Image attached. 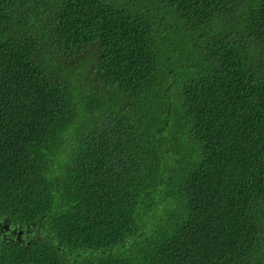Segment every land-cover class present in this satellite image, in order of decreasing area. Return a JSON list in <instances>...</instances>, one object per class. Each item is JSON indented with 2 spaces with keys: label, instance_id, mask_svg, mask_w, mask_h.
I'll return each mask as SVG.
<instances>
[{
  "label": "trees",
  "instance_id": "trees-1",
  "mask_svg": "<svg viewBox=\"0 0 264 264\" xmlns=\"http://www.w3.org/2000/svg\"><path fill=\"white\" fill-rule=\"evenodd\" d=\"M0 264H264V0H0Z\"/></svg>",
  "mask_w": 264,
  "mask_h": 264
},
{
  "label": "flooded vegetation",
  "instance_id": "flooded-vegetation-1",
  "mask_svg": "<svg viewBox=\"0 0 264 264\" xmlns=\"http://www.w3.org/2000/svg\"><path fill=\"white\" fill-rule=\"evenodd\" d=\"M17 232L18 231L13 230L11 227H8V229H6V230L4 229L3 231H1L4 238H10V235L18 234Z\"/></svg>",
  "mask_w": 264,
  "mask_h": 264
},
{
  "label": "water",
  "instance_id": "water-1",
  "mask_svg": "<svg viewBox=\"0 0 264 264\" xmlns=\"http://www.w3.org/2000/svg\"><path fill=\"white\" fill-rule=\"evenodd\" d=\"M4 228H5V230L8 229V225H4ZM17 233H18L17 234L18 236L21 235L22 234V230H18Z\"/></svg>",
  "mask_w": 264,
  "mask_h": 264
},
{
  "label": "clouds",
  "instance_id": "clouds-1",
  "mask_svg": "<svg viewBox=\"0 0 264 264\" xmlns=\"http://www.w3.org/2000/svg\"><path fill=\"white\" fill-rule=\"evenodd\" d=\"M5 229V228H4Z\"/></svg>",
  "mask_w": 264,
  "mask_h": 264
}]
</instances>
